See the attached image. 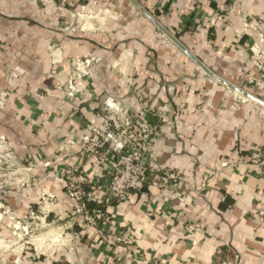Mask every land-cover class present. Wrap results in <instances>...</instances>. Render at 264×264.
<instances>
[{
    "label": "crops",
    "instance_id": "0c3cea01",
    "mask_svg": "<svg viewBox=\"0 0 264 264\" xmlns=\"http://www.w3.org/2000/svg\"><path fill=\"white\" fill-rule=\"evenodd\" d=\"M75 59L90 73L69 98ZM116 110L146 111L152 164L179 182L108 205L105 227L71 224L64 169L104 199L79 142ZM261 146L264 0H0V264H264ZM33 215L62 241L12 244Z\"/></svg>",
    "mask_w": 264,
    "mask_h": 264
},
{
    "label": "built area",
    "instance_id": "2783aa9c",
    "mask_svg": "<svg viewBox=\"0 0 264 264\" xmlns=\"http://www.w3.org/2000/svg\"><path fill=\"white\" fill-rule=\"evenodd\" d=\"M66 5L70 0H55ZM179 1V0H173ZM73 70L68 77V97L74 98L80 91L81 79L90 73V60L75 59ZM141 110L136 115L121 111H112L102 116L100 124L90 121L89 132L80 139L79 155L91 161L100 169V176L107 177L104 183L105 197L99 200L95 194L88 192L87 176L78 167L64 169V191L73 202L68 219L71 224L105 227L110 223L106 211L108 205L122 202L143 189L145 185L175 187L180 174L170 169L156 168L153 141L156 135V123L146 117ZM250 162L264 175V146L252 149L248 154ZM222 165L229 164L223 161ZM228 259L220 264H229Z\"/></svg>",
    "mask_w": 264,
    "mask_h": 264
},
{
    "label": "rangeland",
    "instance_id": "374dc122",
    "mask_svg": "<svg viewBox=\"0 0 264 264\" xmlns=\"http://www.w3.org/2000/svg\"><path fill=\"white\" fill-rule=\"evenodd\" d=\"M73 1L74 0H70L68 4L61 5V4L57 3L54 0L56 6L59 7L60 9H63L65 7L71 6L73 4ZM72 12L74 13V15L79 17V15L82 12V10H77V11H72ZM8 76H9V73H7L6 77L8 78ZM0 156H1V152H0ZM4 168H6V167H3V169ZM39 219H41V218H39ZM39 219L38 218L36 219L34 217V215H33L32 218L30 217V218L27 219V221L24 224V227H17V229L12 227V232L13 233H12L11 243L14 244V239L13 238L15 237V235H16L15 233L16 232L18 233V237H21L22 241L32 242L31 237H37L38 234H39V240H41L42 239V235L44 234L45 236L50 237V238L54 237V239H52L54 241H60L61 242L63 238L58 236L59 234L56 233L58 231H54V229H52L50 224L48 225V223H46L43 220H39ZM51 233H53V235H51ZM36 239H35L34 244L37 243ZM36 247H37V244H36Z\"/></svg>",
    "mask_w": 264,
    "mask_h": 264
},
{
    "label": "water",
    "instance_id": "95a60500",
    "mask_svg": "<svg viewBox=\"0 0 264 264\" xmlns=\"http://www.w3.org/2000/svg\"><path fill=\"white\" fill-rule=\"evenodd\" d=\"M156 23V25L168 36L170 37L173 41H175L176 43H178L174 37H172L168 32H166L156 21H154Z\"/></svg>",
    "mask_w": 264,
    "mask_h": 264
}]
</instances>
